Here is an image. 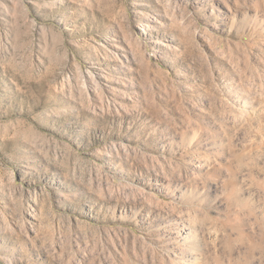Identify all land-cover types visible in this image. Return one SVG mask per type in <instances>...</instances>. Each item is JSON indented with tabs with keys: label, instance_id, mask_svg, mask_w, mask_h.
I'll return each mask as SVG.
<instances>
[{
	"label": "rangeland",
	"instance_id": "rangeland-1",
	"mask_svg": "<svg viewBox=\"0 0 264 264\" xmlns=\"http://www.w3.org/2000/svg\"><path fill=\"white\" fill-rule=\"evenodd\" d=\"M0 264H264V0H0Z\"/></svg>",
	"mask_w": 264,
	"mask_h": 264
}]
</instances>
